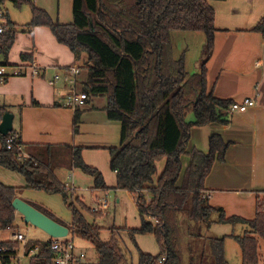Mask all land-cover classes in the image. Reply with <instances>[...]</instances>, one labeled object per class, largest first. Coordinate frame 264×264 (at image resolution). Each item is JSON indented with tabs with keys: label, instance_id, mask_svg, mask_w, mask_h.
Returning <instances> with one entry per match:
<instances>
[{
	"label": "trees",
	"instance_id": "1",
	"mask_svg": "<svg viewBox=\"0 0 264 264\" xmlns=\"http://www.w3.org/2000/svg\"><path fill=\"white\" fill-rule=\"evenodd\" d=\"M27 3L31 7L29 31L37 26L48 27L57 42L66 46L77 60L82 54L87 56L88 75L83 91L89 97H106L107 119L120 123L119 146L109 149L110 169L116 174L115 188L134 195L139 193L136 207L141 227L131 232L133 241L135 234H153L160 247V254L155 257L139 252L138 264H184L179 213L203 227L210 224L214 214L220 223L246 225L249 227L246 235L232 238L240 247L242 264L257 263L256 239H264V195L256 198L253 220L226 217L221 208L208 204L204 181L216 161L224 162L230 142L212 134L207 153L194 148L186 151L191 128L187 114H194L196 126L227 125L228 108L233 102L206 93L204 63L199 73L188 75L184 55L178 59L174 56L173 32L203 33V55L211 54L217 29L209 0H72L70 24L54 22L32 1ZM252 31L264 35V16ZM15 35L14 24L7 20L5 30L0 33V54L7 57ZM25 58L23 55L22 59ZM79 117L76 109L75 133ZM14 133L12 130L11 134ZM7 138L8 135L0 134V167L22 176L27 188L59 194L72 211L68 227L71 236L89 242L99 264H119L123 256L120 249L112 246L119 256L107 257L106 249L110 247L101 242L100 229L84 219L83 212L89 209L77 197L69 203L75 188L64 186L54 172V159L68 146L23 144L17 137L8 149ZM18 146L27 157L18 158ZM70 156L72 167L92 176L96 189L109 191L101 173L83 162L81 148H76ZM183 156L189 158L186 168H183ZM161 160L165 161L164 168L154 182L156 163ZM20 190L0 183V229L14 226L16 214L11 203ZM146 193L151 200L145 198ZM148 219H153L155 225ZM3 243L17 246V243ZM40 244L41 250L25 264H46L51 260L50 240ZM205 246L213 264H228L223 238H205ZM161 258L165 261L159 263ZM200 264L207 263L202 258Z\"/></svg>",
	"mask_w": 264,
	"mask_h": 264
},
{
	"label": "crops",
	"instance_id": "2",
	"mask_svg": "<svg viewBox=\"0 0 264 264\" xmlns=\"http://www.w3.org/2000/svg\"><path fill=\"white\" fill-rule=\"evenodd\" d=\"M5 2L6 0L1 2L4 20H10L16 28ZM12 2L20 6L22 1ZM209 4L215 12L214 26L217 31L210 59L205 65L206 93L218 99L232 101L249 97L254 104L244 112L230 114L227 125L210 123L205 126L211 129L210 132L220 135L225 142H230L224 162L216 161L205 178V195L208 204L221 208L226 217H239L249 221L256 214L257 196L264 195V35L252 31L264 16V0H209ZM35 6L46 11L54 22L72 23V0H35ZM22 33L28 38L23 39L21 36L19 39L17 33L8 58L15 62L18 55L20 61L14 66L33 62L42 68V72L38 77H32L26 70L21 76L8 78L0 85V104L3 113L13 115L12 130L23 144L68 146L67 149L60 150V157L53 162L65 167V163H59L61 159H65L68 161L67 169L70 167L69 162L71 163L70 154L76 148H81V158L87 165L105 174L108 161L105 151L106 148L119 145L120 123L108 120L103 99L92 96L84 107L79 108L80 121L77 132L74 133L75 109L66 105L69 85L63 68L79 66L78 88H83L87 80V72L83 71L88 65L87 56L82 54L80 60H77L66 46L56 41L48 27L37 26L31 31L26 27V31ZM16 49V54H13ZM23 55H26L25 59H22ZM54 73H58L61 79L51 86L47 80ZM16 111L20 119L18 130L13 128ZM193 141L191 139L192 144ZM196 146L203 153L208 152L207 145ZM62 151H66L67 156L63 157ZM183 157V168H186L189 158ZM164 164V160L156 163L154 182L161 174ZM73 169L72 173H82L77 168ZM71 177L73 178V174ZM90 190L101 191L94 187V183ZM17 197H21L20 191ZM15 214L19 215L16 211ZM101 216L103 215L98 217ZM15 223L18 230L29 239V225L23 220H16ZM11 239L12 232L9 240ZM4 241L8 240H2ZM85 251L83 264L87 261ZM75 252L78 253L76 245Z\"/></svg>",
	"mask_w": 264,
	"mask_h": 264
},
{
	"label": "rangeland",
	"instance_id": "3",
	"mask_svg": "<svg viewBox=\"0 0 264 264\" xmlns=\"http://www.w3.org/2000/svg\"><path fill=\"white\" fill-rule=\"evenodd\" d=\"M20 1H22V4L20 6H16L12 2V0H6L5 6L8 10L9 17L15 23L16 28L14 29H16L18 33L16 34L17 36L19 35V39L21 38V36H23V39H27L28 36L23 35L24 33H22V31H26L27 24L31 20V7L30 4L27 3V0ZM29 1H32V3L35 5V0ZM17 36L15 35V38ZM171 38L173 42L174 56L176 57V59H178L179 57L184 55L185 69L188 75L199 73L201 71L202 64L204 63V65H206L211 56V54L208 57H206V55H203V33L173 32L171 34ZM16 52L17 49L13 52V54H16ZM5 56L6 55L0 54V63L14 66V64H18L17 62L20 61L18 55L15 62H11V59L8 58L9 56H7V58ZM83 71L87 72V69L85 68ZM85 75V77L87 78L88 72L85 73ZM97 98H102L103 103L107 106L106 97L99 95ZM79 112L81 113L80 110ZM186 121L187 124H191L190 139L187 144L186 151L190 152L193 150V148L201 151L196 146V144H205L209 149L208 138L210 135L214 134L210 132L211 129L205 126L193 125V123L195 122V117L191 112L187 114ZM19 122V114L16 111L13 123L14 129L18 130ZM191 139H194L193 144L191 143ZM118 146L119 145L117 144L116 146L106 148L105 152L106 154H108V161L106 162L107 170L105 169V174L95 167H92L101 173L105 184L110 187V191H108L107 193H104V191L96 192L90 190L91 186H93L94 183V179L92 180L93 177L85 173L84 175L82 171V173H72L74 171V167H72V164L69 162L70 167L69 169H67L68 161L65 159H61L59 163H65L66 168L60 167V164L58 163L52 164V167L54 169V172L56 173L57 178L62 182L64 186H67L68 188L73 186L75 187L74 197L73 199L70 198L69 203L73 201L75 197H77L78 199L82 200L86 208L89 209L83 212L84 219L91 225L100 229L101 242L105 243V246L110 247L109 249H106L109 251L107 257L117 255L118 252H116L112 247L117 246L120 249L121 255H123L122 260L120 257L119 264H138L139 252L155 257L160 254V247L156 237L153 234H135L133 241L131 232L141 227V217L139 215L135 202L136 194L134 195L123 190L115 191V189H113L116 187V174L110 169L109 149ZM67 154L68 153L66 151H62L63 157L67 156ZM183 158H188V156H184ZM98 159H100V157H98ZM83 162L87 165L84 160ZM72 174L73 178L71 177ZM0 183L5 186L20 188V198L22 200L34 204L35 208L44 211L45 213L50 215L52 219H54L55 221H59L67 228L70 226L72 221V211L66 206L63 198L59 194H50L42 190L27 188V184L22 176L2 167H0ZM144 195L148 201L151 200L150 195ZM103 205L106 206V209L102 207ZM75 206L79 208L76 204ZM91 212L95 213L92 214ZM100 214H102L103 216L98 217L100 216ZM16 220L22 221L21 215H17ZM177 220L181 235L182 256L184 264H200L202 262V258L207 264H213L212 257L210 255H206L205 238L208 237H217L224 239L226 250L225 259L228 264H242L240 247L238 243L232 238V236L243 237L248 233L249 227L242 224L233 226L229 225L230 223H227L228 225L220 223L217 214H214L212 216L210 224H207V226L205 227L188 220L184 213H179L177 216ZM147 221L155 225V221L153 219H148ZM29 228L30 229L28 231V237L31 242L40 244L41 242L48 239L39 229L31 225H29ZM21 229L25 231L24 227H21ZM10 235V231L0 230L1 241L9 240ZM65 239L72 240V242L76 245V251L78 252V254L83 255L84 250H86V264H99V257L89 242L78 237L73 238L70 233L66 236ZM256 240L258 246V260L255 264H264V239L258 237Z\"/></svg>",
	"mask_w": 264,
	"mask_h": 264
},
{
	"label": "built area",
	"instance_id": "4",
	"mask_svg": "<svg viewBox=\"0 0 264 264\" xmlns=\"http://www.w3.org/2000/svg\"><path fill=\"white\" fill-rule=\"evenodd\" d=\"M5 14L1 7L0 1V33L5 30L6 21L4 20ZM67 73V81L69 85L68 95L66 99V105L74 108L75 110L82 108L86 105V102L89 99L83 88H78V74L80 72L79 66H69L63 68ZM28 70L32 77H38L42 68L36 65L33 62L27 63L26 65L20 66H11V65H0V85H2L8 78L21 76L24 72ZM61 79L58 73H54L51 79H48L47 82L49 85H55ZM254 104L253 100L249 97L243 98L241 101H233L228 111L230 114L234 112H244L249 106ZM2 107L0 104V122L2 117ZM7 138V148H12V142L18 137L17 133L11 134L9 132ZM18 149V158L23 159L27 157V154L24 152L21 146L17 147ZM74 189V187H70ZM139 193H136L135 202L137 201ZM106 209V206H102ZM95 211V210H93ZM100 212V211H97ZM12 232V239L5 241L6 243H17V246H7L2 241H0V264H18L19 261L27 263V260L35 257L38 252L41 250V244L31 242L27 236L18 230L16 223L14 226H8L6 229ZM64 238H50V249L53 252V257L46 264H82L83 255L75 252V245L70 239ZM165 261V258H161L159 263Z\"/></svg>",
	"mask_w": 264,
	"mask_h": 264
},
{
	"label": "water",
	"instance_id": "5",
	"mask_svg": "<svg viewBox=\"0 0 264 264\" xmlns=\"http://www.w3.org/2000/svg\"><path fill=\"white\" fill-rule=\"evenodd\" d=\"M13 115L5 112L2 114L0 122V134L6 136L12 131ZM11 206L22 217L24 223L31 225L50 238H64L69 234V229L48 217L40 210L29 204L28 202L16 197Z\"/></svg>",
	"mask_w": 264,
	"mask_h": 264
}]
</instances>
